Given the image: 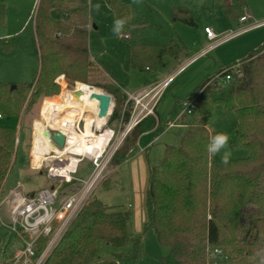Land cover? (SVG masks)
Returning a JSON list of instances; mask_svg holds the SVG:
<instances>
[{"label":"trees","instance_id":"obj_1","mask_svg":"<svg viewBox=\"0 0 264 264\" xmlns=\"http://www.w3.org/2000/svg\"><path fill=\"white\" fill-rule=\"evenodd\" d=\"M113 23L125 18L124 33L132 9L124 0L105 1ZM223 6L226 15L239 17L238 5ZM89 0H38L35 33L40 69L32 83L12 84L0 81V195L16 154V128L20 113L42 96L60 92L56 78L66 76L69 85L102 87L112 94L115 105L108 121L129 119L123 113L125 93L113 83L92 84L93 72H100L89 54L86 12ZM57 9L61 19L51 12ZM175 20L189 26L196 22L184 6L173 9ZM244 16V15H243ZM242 17V16H241ZM6 20V8L0 4V25ZM10 48V47H9ZM9 48L5 47V49ZM176 55L174 45L135 44L130 63L144 69L155 67L162 56ZM246 61V62H245ZM242 62L241 79L221 82L214 78L232 65ZM95 86H92V85ZM198 93V119L186 127L178 146L165 147L162 159L150 165L146 197L147 221L141 236L134 240V252L123 249L128 240L131 215L127 211H109L99 198L88 201L45 264H97V245L104 241L116 249L115 261L136 258L143 239L155 235L168 248L161 264H259L264 255V41L250 49L238 61L225 64L206 77L189 95ZM60 95L47 97L57 99ZM179 102L178 100L176 101ZM221 103L234 111L238 123L233 128V146L248 150V156L221 163L220 153L207 151L210 138L224 131L208 128L215 105ZM219 247L222 256L210 255Z\"/></svg>","mask_w":264,"mask_h":264},{"label":"rangeland","instance_id":"obj_2","mask_svg":"<svg viewBox=\"0 0 264 264\" xmlns=\"http://www.w3.org/2000/svg\"><path fill=\"white\" fill-rule=\"evenodd\" d=\"M105 1L91 0L92 5H100L99 11L94 9L90 11L89 3L86 9L89 54L100 69V72L91 74L90 82L98 85L118 82L124 86L125 90H134L145 84L146 80L151 79L152 76L165 80L179 69L187 61V58H193L205 50L210 41L215 43L226 37L228 32L238 28L264 23V0H222L228 5L235 2L233 5L242 8L243 12L239 17L226 15L223 6L219 5L216 0H140L139 3L136 0H124L130 4L132 9L131 30L117 38L112 32V13ZM0 4H4L6 8L5 23L0 25V81L12 85L32 83L36 80L40 69V56L35 33L38 0H0ZM178 6H184L189 10L196 26H189L180 21L173 22V9ZM243 15L248 16V20L238 23L239 18ZM51 16L55 21L61 19V13L57 9L51 12ZM205 27H210L216 37L208 38L204 31ZM5 36L10 38L4 39ZM136 42L150 44H172L176 42L183 60L178 62L170 56H165L163 60L165 65L160 63L157 70L149 71L134 68L130 64L129 54L131 45ZM5 47L10 48L8 50ZM209 52L207 51L205 55L196 58L169 81L168 90L161 97L158 106L162 124L166 122L168 117L173 121L179 113H182V105L176 102L178 98L185 96L197 88L206 77L216 73L218 66L211 57L212 52ZM235 65L244 71L242 62ZM56 79L60 92L51 96H42L28 108L24 106L19 120L16 122V154L10 173L4 182L3 192L0 195V264L7 258L13 257L21 246L9 228V217L5 214L7 204H2L5 195L11 188L27 193L39 191L50 185L46 169L35 170L32 168L31 151L34 128L38 123H46L48 101H61L67 89L76 88L77 83H79L69 85V80L64 75H60ZM95 87L106 92L102 87ZM116 87L118 86L116 85ZM55 95L60 96L57 99H46ZM113 102L115 105V99ZM132 104L131 102L126 106L128 112L131 111ZM197 119L198 113L196 111L193 115H183L182 120L191 123ZM237 123L238 119L234 111L221 103L215 105L208 128L211 131L222 130L229 136L226 149L222 150L219 155L220 161L225 150L231 151L230 160L243 158L249 154L247 149L233 146L232 130ZM166 124L154 130L149 137L150 140L154 139L148 151L145 152L147 154L146 160L150 165H155L162 159L166 146H178L186 131L184 126L169 127L163 131V128L167 127ZM109 126L114 128L116 133L104 153L105 161L108 160L104 169V177L88 201L97 197L108 206L109 211H127L132 215L134 209L140 206L136 198H133L131 188L136 183V174H133L128 164H124L114 171L119 149L122 150L126 143L125 139L119 143L125 126L120 127L119 121H113ZM137 131L140 132L139 128ZM145 140L147 141L144 139L142 144H145ZM134 143L133 140L127 142L133 146ZM41 161H35L36 165H40ZM91 170L90 161L84 158L76 176L85 178ZM20 184L23 187H18ZM79 186L77 183L62 185L60 191L63 194L61 197L68 192L78 190ZM147 187L146 178L143 177L142 179L140 174L137 189L143 195L141 198L144 201V207L145 197L148 193ZM129 204L132 206L130 207ZM141 234L142 232H137L132 224L129 225L128 240L123 249L126 253L132 254L134 252V240ZM114 252L116 249L107 242H98L97 264H161V258L168 253V248L162 246L155 235H151L139 244L135 260L124 259L121 263H117L114 260Z\"/></svg>","mask_w":264,"mask_h":264},{"label":"built area","instance_id":"obj_3","mask_svg":"<svg viewBox=\"0 0 264 264\" xmlns=\"http://www.w3.org/2000/svg\"><path fill=\"white\" fill-rule=\"evenodd\" d=\"M240 20L242 22L247 21L248 16H242ZM204 30L208 38L213 39L216 37L210 27H205ZM243 76L244 73L238 68V65H232L229 69H225L214 78H220L221 82L226 84L236 78L237 80L241 79ZM167 82L165 81L153 88H144L136 93L128 94V100L124 104L123 113L128 103L132 102L133 104L129 119L124 121L123 116H121L118 120L120 127L122 125L125 126L119 143L135 125L148 115H155L156 105ZM75 89H67L66 94L70 95ZM181 105L182 115L195 113L198 109V93L184 99ZM110 116L106 121L105 128H108L112 132V136L102 151L93 154L90 152L82 154L65 153L64 155L49 154L47 155L48 158L41 161L40 165H35L32 162L33 169H46L50 185L39 191L27 193L14 190L12 192L14 197L10 199L11 194L3 200L2 204H7L10 221L9 228L21 246L13 257L7 258L2 264H45L54 248L67 232L71 223L88 202L94 189L104 177V169L108 161H105L104 153L116 133L115 129L108 125ZM3 118L4 115L0 113V120ZM180 125L182 124L178 123L177 120L167 122V127ZM72 126L74 130L81 132L85 129V120L77 116ZM91 128L95 133L100 132L97 130L96 123ZM49 132L51 135L54 132L64 134L65 145L63 148L59 147L52 138H49L57 147L65 149L68 143V133L62 129H54V127H50ZM69 155L75 156L76 161L74 166L67 159ZM84 158L90 161L92 170L87 177L81 178L76 176V174ZM68 165L71 166L68 167ZM73 183L80 185L78 190L68 192L61 197V194H63L60 191L61 186ZM18 187H23V185L20 184ZM222 255L223 251L221 250L219 255L214 256L220 257Z\"/></svg>","mask_w":264,"mask_h":264},{"label":"crops","instance_id":"obj_4","mask_svg":"<svg viewBox=\"0 0 264 264\" xmlns=\"http://www.w3.org/2000/svg\"><path fill=\"white\" fill-rule=\"evenodd\" d=\"M131 14H132V12H131ZM177 21L178 20H175L174 16H173V22H177ZM240 22H241V20L239 18L238 23H240ZM263 24L264 23L249 25V26H246L243 28L241 27V28H238L237 30H233V31L228 32L226 37H224L223 40H221V41L219 40V41H216L215 43H213V41H210L205 50L201 51L199 54H197L193 58H187V61L183 65H181L179 69H177L172 75H170L165 80H161V79L157 78L156 76H152L151 79L146 80L147 82H145V84L135 88L134 90H125L123 85H120L118 82L115 83L125 93L124 104L128 100V94L136 93V92H138L144 88H153L156 85H159L165 81H168L166 87L163 89V92L161 94V97H162L164 95V93L168 90V85H169L168 83L173 78V76L176 75L179 71H181L188 64L193 62L196 58L205 55L207 51H210L209 53L212 52L211 57H212L214 63L216 64V66H218L217 70L219 67H221L225 64H228V63H231L234 61H238L250 49H252L256 45H258L259 43L264 41V25ZM261 25H263V26H261ZM128 27L129 28H128V31L126 33H128L129 30H131L130 18L128 19ZM135 44H150V43L136 42V43L132 44L131 47ZM154 45H174L177 48V54L174 56L166 54V55L161 57V59L159 60L158 64H156L155 67L150 68L149 66H145V68H144L145 70H149V71H151L152 69L157 70L160 66V63L165 65V63L163 61L165 56H170L171 58L175 59L178 62L183 60V56L179 53L178 44L176 42L172 43V44H154ZM130 50H131V48H130ZM92 60L94 61L93 57H92ZM129 61H130V54H129ZM134 68H136V67H134ZM144 69H142V70H144ZM156 74H158V73L156 72ZM192 91L188 92V94H186L185 96L178 98L177 99L179 101L178 103L181 104L184 99H186L190 96L189 94ZM112 97H113V95H112ZM161 97L159 98L158 103L156 105L155 115H148L141 122H139L137 125H135L126 134V136L123 138V139H125L124 141L126 143L124 144V148L122 147L123 148L122 150L119 149L120 152H118V160L116 161L117 165H115V167H114L115 170L112 169V170L116 171L117 169L121 168L124 164H128L131 171H133V174L134 173L136 174V183H134L131 188H132L133 198H136L138 203H140V206L138 204L139 207H136L134 209V211L132 212V215L130 218V224H132V226L135 227L137 232L143 231L144 224L147 221L146 197H145V207H144V201L141 198V196H143V195H141V192L139 191V189H137V186H138V176L140 174L142 175V179H143V177L146 178V185L148 186L150 164L146 160L147 154L145 152L148 151L151 143L154 141V139L150 140L151 138H149V137L151 136L153 131L156 130L157 128L159 129L161 127V125H164L168 121H172L170 119V117H168L165 123L162 124V122H161V119H160V116L158 113V106H159V102L161 100ZM113 99H114V97H113ZM123 107H124V105H123ZM131 108H132V106H131ZM193 114H191V115H193ZM182 119H183V115L181 113H179L174 118L173 121L177 120L178 123L182 124L180 126H184L185 128L189 124L196 121L195 120L191 123H187L186 121H183ZM166 126H167V124H166ZM180 126H175V127H180ZM138 128L140 130L139 133L137 131ZM170 128H172V127H170ZM166 129H169V127L163 128V131H165ZM144 139H147V141L145 140V144H142ZM130 140L135 141L134 146L132 144H127V142H130ZM121 146H123V145H121ZM31 161H32V153H31ZM14 189L15 188H11L7 192V194L5 195V198H7L9 195H11L12 192L14 191ZM11 197H14V195L12 194L10 196V199H11ZM129 206L131 207L132 204H129ZM7 211H8V209L5 210V214L8 216ZM128 230H129V228H128ZM116 262L121 263L122 261H116Z\"/></svg>","mask_w":264,"mask_h":264},{"label":"bare ground","instance_id":"obj_5","mask_svg":"<svg viewBox=\"0 0 264 264\" xmlns=\"http://www.w3.org/2000/svg\"><path fill=\"white\" fill-rule=\"evenodd\" d=\"M74 93L66 94L61 101L49 100L46 105L45 124H36L33 132L32 162L47 159L49 154L65 153H97L103 150L112 136V132L105 128L107 117L99 118L97 115V101L90 99L93 92H102L97 88H76ZM80 116L85 120V129L81 132L73 129V122ZM96 123L99 133L91 128ZM50 127L62 129L68 133V143L65 149L57 147L49 138ZM72 166L75 164V156H67ZM71 165H68L70 167Z\"/></svg>","mask_w":264,"mask_h":264},{"label":"clouds","instance_id":"obj_6","mask_svg":"<svg viewBox=\"0 0 264 264\" xmlns=\"http://www.w3.org/2000/svg\"><path fill=\"white\" fill-rule=\"evenodd\" d=\"M137 3L140 2V0H136ZM89 9L99 11L100 5H92L91 0H89ZM126 25V19L125 18H117L114 20L112 32L117 37L120 38L124 34V28ZM4 39H9L10 37L5 36ZM229 141V136L226 133H217L213 135L210 138V141L207 145V151L210 155L215 156L218 153H221L222 150L226 149ZM231 151H223V154L221 156V163L224 165H228L231 158ZM221 253V249L219 247L215 248L214 252L210 250V255H219ZM257 256H260L259 264H264V255H261L260 253H257Z\"/></svg>","mask_w":264,"mask_h":264},{"label":"water","instance_id":"obj_7","mask_svg":"<svg viewBox=\"0 0 264 264\" xmlns=\"http://www.w3.org/2000/svg\"><path fill=\"white\" fill-rule=\"evenodd\" d=\"M12 88H15V85L12 86ZM77 91V89H75L73 92L75 93ZM72 92V93H73ZM89 98L92 100H96L98 102V112L97 115L99 118H104V117H109L111 112H112V108H113V98L112 95L102 91V92H93L90 94ZM48 135L50 138H52V140L61 148L64 147L65 145V136L62 133L59 132H54L52 133V135L50 134V132L48 131Z\"/></svg>","mask_w":264,"mask_h":264}]
</instances>
